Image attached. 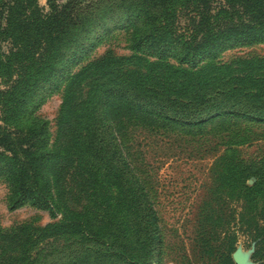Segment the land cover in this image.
I'll return each instance as SVG.
<instances>
[{
	"label": "trees",
	"instance_id": "obj_1",
	"mask_svg": "<svg viewBox=\"0 0 264 264\" xmlns=\"http://www.w3.org/2000/svg\"><path fill=\"white\" fill-rule=\"evenodd\" d=\"M45 7L0 0V180L10 209L59 219L0 229V264H157V218L122 153L125 127L192 134L212 124L264 125V58L216 62L225 50L264 42V0ZM114 30L128 34L132 54L107 53L71 74ZM63 82L51 143L30 108ZM198 228L200 251L216 264H233L239 236L250 260L264 264V159L219 168Z\"/></svg>",
	"mask_w": 264,
	"mask_h": 264
},
{
	"label": "rangeland",
	"instance_id": "obj_2",
	"mask_svg": "<svg viewBox=\"0 0 264 264\" xmlns=\"http://www.w3.org/2000/svg\"><path fill=\"white\" fill-rule=\"evenodd\" d=\"M66 1L55 0V3L62 5ZM37 3L46 9L45 0H37ZM107 53L113 57L131 55L128 34L114 30L104 36L89 55L73 67L71 74ZM260 58H264V42L225 50L216 62L226 64L234 60ZM65 85L66 82H63L55 93L41 95L30 108L31 116L47 123L51 143L56 134ZM121 149L133 174L147 192L156 214L160 236L157 264H216L200 251L199 216L211 198L217 173L223 164L256 165L264 159V125L250 122L212 124L192 134L177 128L127 125ZM252 182L250 179L247 184ZM107 195L112 209L116 194L110 189ZM8 197L7 186L0 180L1 230L21 224L44 227L59 219L58 215L56 219H50L45 211L27 205L10 209ZM119 210H123L122 204L116 211ZM235 249L249 252L242 236H239ZM249 263L256 264L250 260V256Z\"/></svg>",
	"mask_w": 264,
	"mask_h": 264
},
{
	"label": "water",
	"instance_id": "obj_3",
	"mask_svg": "<svg viewBox=\"0 0 264 264\" xmlns=\"http://www.w3.org/2000/svg\"><path fill=\"white\" fill-rule=\"evenodd\" d=\"M253 249L249 248V252H241L240 249H235L231 254V260L233 264H250L249 256H251Z\"/></svg>",
	"mask_w": 264,
	"mask_h": 264
},
{
	"label": "crops",
	"instance_id": "obj_4",
	"mask_svg": "<svg viewBox=\"0 0 264 264\" xmlns=\"http://www.w3.org/2000/svg\"><path fill=\"white\" fill-rule=\"evenodd\" d=\"M38 1H40V0H38Z\"/></svg>",
	"mask_w": 264,
	"mask_h": 264
}]
</instances>
